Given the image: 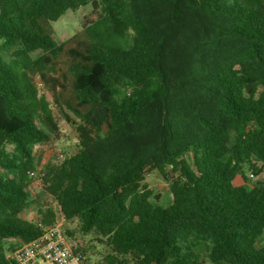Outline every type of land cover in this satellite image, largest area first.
<instances>
[{
  "label": "trees",
  "instance_id": "obj_1",
  "mask_svg": "<svg viewBox=\"0 0 264 264\" xmlns=\"http://www.w3.org/2000/svg\"><path fill=\"white\" fill-rule=\"evenodd\" d=\"M61 121L76 150L44 164ZM246 170L264 174V0H0V264L60 218L82 264L78 234L100 264H264Z\"/></svg>",
  "mask_w": 264,
  "mask_h": 264
},
{
  "label": "rangeland",
  "instance_id": "obj_2",
  "mask_svg": "<svg viewBox=\"0 0 264 264\" xmlns=\"http://www.w3.org/2000/svg\"><path fill=\"white\" fill-rule=\"evenodd\" d=\"M91 10V6H87L77 12L67 11L64 16H62L57 22H55L54 29L56 32V40L57 41H65L76 34L79 30H81V21L83 17L88 14ZM7 58V55H6ZM62 129V136L59 141H55L53 143L45 146L46 154L44 164L48 162L57 163L62 160L60 157L61 154L66 158L67 156L72 155L77 147L78 140L76 138V134L73 130L66 124L65 121H61L60 123ZM247 177H249V182L246 184L247 186L255 185L258 181L264 180V174L258 178H250L249 170L245 171ZM37 183V190L40 191L39 182ZM146 185L154 189L162 194V205L168 207L172 204V194L169 189L168 183L163 179V177L158 172H152L146 176ZM244 184V180L242 177H238L235 181V185ZM26 216L30 219H37V212L35 208H31L26 212ZM60 222L64 223V220L60 218ZM76 223H71V228L76 229ZM78 239L85 242L86 246H88V251L86 253L85 264H100L105 253V245L92 241L91 237H85L83 235L78 234ZM71 240V239H70ZM71 243L73 241L71 240ZM264 245V235L259 239L256 247L260 248Z\"/></svg>",
  "mask_w": 264,
  "mask_h": 264
},
{
  "label": "built area",
  "instance_id": "obj_3",
  "mask_svg": "<svg viewBox=\"0 0 264 264\" xmlns=\"http://www.w3.org/2000/svg\"><path fill=\"white\" fill-rule=\"evenodd\" d=\"M63 158V154L60 156ZM36 175V174H33ZM63 223L44 230L30 243L10 254L17 264H82L81 255L73 250L69 237L62 230Z\"/></svg>",
  "mask_w": 264,
  "mask_h": 264
}]
</instances>
